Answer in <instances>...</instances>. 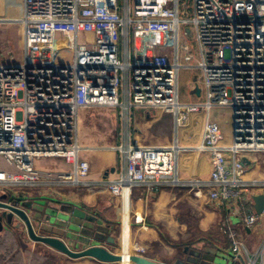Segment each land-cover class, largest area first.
<instances>
[{"label":"built area","instance_id":"1","mask_svg":"<svg viewBox=\"0 0 264 264\" xmlns=\"http://www.w3.org/2000/svg\"><path fill=\"white\" fill-rule=\"evenodd\" d=\"M17 21L24 29L23 57L0 62V185H35L52 177L76 185L86 177L80 110L119 109L124 118L134 108L160 110L183 126L196 113L227 109L230 145L223 144L216 121L207 119L204 126L199 150L211 159L209 181H179L175 145L129 141L116 149L126 168L109 189L124 198L143 184L185 186L235 210L248 229L264 221L252 199L255 188L262 186L264 194V182L244 179V158L264 152V0H24ZM154 35L171 38L172 58L160 52L137 56L136 41ZM187 39L199 49L195 64ZM182 69L201 73L202 101L180 100ZM43 159L65 160L74 169L37 170L35 162ZM228 229L236 262L263 263L264 241L251 252Z\"/></svg>","mask_w":264,"mask_h":264},{"label":"crops","instance_id":"2","mask_svg":"<svg viewBox=\"0 0 264 264\" xmlns=\"http://www.w3.org/2000/svg\"><path fill=\"white\" fill-rule=\"evenodd\" d=\"M23 15L24 0H0V16ZM10 36L6 40L11 43L8 49H2L0 59L5 62L20 61L23 55L16 56L14 51L20 46L24 50L23 27L20 34ZM171 42V38L165 35L141 37L136 41L137 56L160 52L172 58ZM187 42L194 50L195 64L199 59V49L194 39H187ZM190 72L187 87L189 96H181L179 73L180 100L183 103H197L204 99V91L200 88L201 73ZM197 86L200 88V95H190V92H195ZM116 113V118L112 119L107 116H91L92 121L103 123L107 127L103 135L96 134L97 125L93 128L85 126L84 133L79 138L78 122V143L82 148L80 159L90 163V173L86 177H80L78 184L73 185L52 177L35 185H0V198L9 193L28 202H44L52 209L56 208L46 199H60L72 208L95 216V227L109 229L108 235L115 243L108 248L121 256L124 251L134 255L137 253V247H141L144 249L142 256L164 264H185L194 257V252L204 248L226 257H233L230 251V227L245 244L249 240L252 242L253 248L249 249L251 252L259 249L264 241V221L257 227L248 229L235 210L230 211L223 203L212 201L206 192L196 197L185 186L168 183L143 184L133 187L130 195L126 194L122 198L113 195L109 189L111 182L126 168V162L115 145H109L107 142L111 140L109 137L114 132L112 124L115 122L121 120L125 125V132L122 131L120 135V146L128 144L129 141H137L143 145H175L179 181L185 182L194 178L209 181L211 159L207 152L199 150L203 142L204 126L207 119L216 121L224 135L223 144L230 145L232 128L229 110L215 109L210 113H196L188 124L183 126H177L173 115L160 110L134 108L126 114V118L119 109ZM247 159L249 163L244 179L248 182H264V152L249 153ZM73 169L71 164L59 163L56 169L48 168L44 172L70 173ZM253 192L254 195L263 193L262 186L255 188ZM57 209H62V206ZM98 221H101L102 225ZM57 233L64 238L61 231ZM123 258V263H104L92 258L70 259L48 246L31 241L20 228L0 220V264H132L126 256ZM233 263L247 264L235 260ZM261 263L262 259H259L258 264Z\"/></svg>","mask_w":264,"mask_h":264},{"label":"water","instance_id":"3","mask_svg":"<svg viewBox=\"0 0 264 264\" xmlns=\"http://www.w3.org/2000/svg\"><path fill=\"white\" fill-rule=\"evenodd\" d=\"M195 93L200 95L199 86L196 87ZM244 161L249 163L247 158H244ZM252 199L256 214H261L264 211V194H255ZM0 210L1 221L15 225L31 241L48 246L70 259L92 258L104 263L124 262L123 256L108 248L115 243L108 235L109 229L95 227V216L72 208L71 205L58 210L41 201L28 202L24 198L5 194L0 198ZM98 223L102 225L101 221ZM60 231L64 238L58 235L57 232ZM209 252L213 255V252ZM194 255L197 260L200 259L199 264H203L209 257L202 255L200 250L194 252ZM129 258L132 264H164L138 254ZM192 259L185 264H192ZM210 259L214 262L213 256Z\"/></svg>","mask_w":264,"mask_h":264},{"label":"rangeland","instance_id":"4","mask_svg":"<svg viewBox=\"0 0 264 264\" xmlns=\"http://www.w3.org/2000/svg\"><path fill=\"white\" fill-rule=\"evenodd\" d=\"M20 18H21V16H0V19L6 20L4 22H0V53H2V49H5V50L8 49V45L11 43V41L9 40V43H8V41L6 39H7V37L8 38L11 37L10 34H13V35L14 34H16V35L20 34V29L22 27H21L20 22L17 21ZM79 41H80V43H85L84 42V36L82 34L79 37ZM18 48L19 49H15L14 54L16 56L19 55V57H20L23 55L24 50L21 46ZM182 57H183V55H180L181 61H182ZM16 61H18V60H15L13 62H16ZM0 62H5V61H4V59H0ZM190 71H198V70H196V69H182L180 72L181 96H183V94L189 96V92L187 90L188 89L187 87H188V81L190 80V76H191ZM194 93H195L194 91L190 92V95H194ZM116 111H117V109H109V108H107L106 110L90 109L88 111H86V110L81 111L80 117H79V138L82 137V135L84 133L85 126L88 128H93L94 125H97L96 134L103 135L102 133L106 132L105 128H107V127L103 123L100 124V123H96L95 121H92L90 119L91 116L92 115H97L98 117L99 116L100 117H102V116L106 117L107 116L109 119H112L113 117L116 118V116H117ZM120 121L119 122L117 121L114 124H112V122H111L112 127L114 129V132L109 137L111 140L107 141L109 145L113 144V145H115L116 148L122 144L120 135L122 134V131L125 132V125L123 124L122 121H121V123H122L121 124ZM59 163L66 164L65 160L43 159V160H39V161L35 162V168L37 170H40V171L47 170L48 168H55L56 169L58 167ZM46 200L48 202H50V205L56 209L60 206H62L63 209L70 206L66 203H62V201L60 199H51L50 198V199H46ZM233 223L235 224V220H233ZM246 244L250 250L253 248L252 242L250 240L248 242H246ZM207 252H209V251H207ZM210 254L211 255H209V257L206 259V261L203 262V264H234L233 263L234 262L233 257H230V256L226 257V256L221 255L220 253L218 255L214 256V254H217L216 251L213 252V255H212V253H210ZM202 255L205 256L207 254H205L203 252ZM212 256H213L214 262H212L210 259V257H212ZM190 259H192V258H190ZM258 261H259V259H258ZM191 262H192V264H199V260H197V257H195V255H194ZM239 263H241V262H239ZM257 264H258V262H257Z\"/></svg>","mask_w":264,"mask_h":264},{"label":"trees","instance_id":"5","mask_svg":"<svg viewBox=\"0 0 264 264\" xmlns=\"http://www.w3.org/2000/svg\"><path fill=\"white\" fill-rule=\"evenodd\" d=\"M8 194H9V193H8ZM10 195H11V194H10ZM200 251H202L201 253H203V252L205 251V254H207L208 256L211 255L210 252H207L208 249H206V248H204V250L202 249V250H200ZM192 253H193V252H192Z\"/></svg>","mask_w":264,"mask_h":264},{"label":"bare ground","instance_id":"6","mask_svg":"<svg viewBox=\"0 0 264 264\" xmlns=\"http://www.w3.org/2000/svg\"><path fill=\"white\" fill-rule=\"evenodd\" d=\"M177 126H179V125H177ZM123 256H126V258L130 259L129 257H130L131 255H130L129 253H126V252L124 251Z\"/></svg>","mask_w":264,"mask_h":264}]
</instances>
